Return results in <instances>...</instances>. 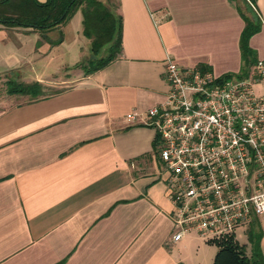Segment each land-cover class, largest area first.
I'll use <instances>...</instances> for the list:
<instances>
[{
    "label": "crops",
    "instance_id": "obj_1",
    "mask_svg": "<svg viewBox=\"0 0 264 264\" xmlns=\"http://www.w3.org/2000/svg\"><path fill=\"white\" fill-rule=\"evenodd\" d=\"M114 6L121 32L113 61L51 95L0 100V264H212L216 247L194 232L170 241L173 207L155 133L141 121L167 92L166 57L236 77L237 9L252 14L242 0ZM251 10L260 28L248 47L264 60V0ZM80 21L76 12L44 34L0 27V77L42 84L80 62L88 49ZM252 220L264 260V223Z\"/></svg>",
    "mask_w": 264,
    "mask_h": 264
},
{
    "label": "built area",
    "instance_id": "obj_2",
    "mask_svg": "<svg viewBox=\"0 0 264 264\" xmlns=\"http://www.w3.org/2000/svg\"><path fill=\"white\" fill-rule=\"evenodd\" d=\"M164 64L167 92L141 124L155 133L170 241L190 231L206 242L234 237L252 219L264 223V60L229 78Z\"/></svg>",
    "mask_w": 264,
    "mask_h": 264
},
{
    "label": "trees",
    "instance_id": "obj_3",
    "mask_svg": "<svg viewBox=\"0 0 264 264\" xmlns=\"http://www.w3.org/2000/svg\"><path fill=\"white\" fill-rule=\"evenodd\" d=\"M242 1L252 16L248 18L241 9H237L244 26L238 40L241 64L236 77H244L256 62L253 51L248 47V40L260 28L258 18L251 10L255 0ZM114 7V5L107 6L102 0H44L42 3L37 0H0V27L29 29L44 34L49 30L59 29L74 13L79 12L81 35L88 41L91 55L96 57L102 49L104 50L103 57L90 59L81 67L86 75L105 67L120 51L121 19L113 13ZM80 64L78 62L74 66ZM196 68L199 71H208L201 65ZM232 76L235 75L225 74L222 77ZM43 92V87L38 82L6 81L7 95H22L37 99L43 96ZM260 235L256 222L254 220L249 222L245 230L249 247L248 255L245 253V246L239 245L233 236L208 241L216 247L212 264H264L259 248Z\"/></svg>",
    "mask_w": 264,
    "mask_h": 264
},
{
    "label": "rangeland",
    "instance_id": "obj_4",
    "mask_svg": "<svg viewBox=\"0 0 264 264\" xmlns=\"http://www.w3.org/2000/svg\"><path fill=\"white\" fill-rule=\"evenodd\" d=\"M102 2H104L107 6L109 5H114V0H108V1H104L102 0ZM85 52V56L80 60V65L79 66H71V67H66L64 69H62V71H60V73L56 74V76L52 77L50 80H48L47 82H44L40 85H42L43 87V96H47L49 94L58 92L59 90H62L63 88L69 86V84H71V79L79 74V73H83V70H81V67L84 66V64L86 63V61L90 60V59H95L98 57H103L104 56V50L102 49L99 53L98 56L93 57L89 51V43H88V49L84 51ZM63 58L65 59V56L63 55ZM60 62V60H56L55 64H58ZM11 80V78H8V76H1L0 77V100L4 97H6V93H5V88H6V81ZM8 96H12V95H8ZM13 96H22V95H13ZM41 96V97H43ZM24 99L26 100H31V98L29 96H23ZM245 230H243V228L237 229L234 231V239L236 240V242L241 245L243 243H245L246 241V236L244 233Z\"/></svg>",
    "mask_w": 264,
    "mask_h": 264
},
{
    "label": "water",
    "instance_id": "obj_5",
    "mask_svg": "<svg viewBox=\"0 0 264 264\" xmlns=\"http://www.w3.org/2000/svg\"><path fill=\"white\" fill-rule=\"evenodd\" d=\"M46 40V39H45ZM47 41V40H46ZM57 42H59V41H57Z\"/></svg>",
    "mask_w": 264,
    "mask_h": 264
}]
</instances>
